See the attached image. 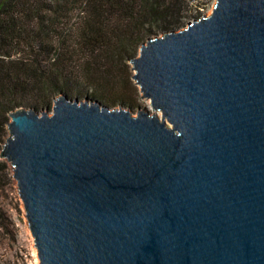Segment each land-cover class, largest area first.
Returning <instances> with one entry per match:
<instances>
[{
	"label": "water",
	"instance_id": "obj_1",
	"mask_svg": "<svg viewBox=\"0 0 264 264\" xmlns=\"http://www.w3.org/2000/svg\"><path fill=\"white\" fill-rule=\"evenodd\" d=\"M130 65L137 115L64 93L10 115L41 264H264V0H217Z\"/></svg>",
	"mask_w": 264,
	"mask_h": 264
},
{
	"label": "trees",
	"instance_id": "obj_2",
	"mask_svg": "<svg viewBox=\"0 0 264 264\" xmlns=\"http://www.w3.org/2000/svg\"><path fill=\"white\" fill-rule=\"evenodd\" d=\"M197 3V4H195ZM201 0H0V154L10 115L50 109L59 94L132 107L130 61L178 29ZM137 89V90H136ZM0 158V179L11 175Z\"/></svg>",
	"mask_w": 264,
	"mask_h": 264
},
{
	"label": "rangeland",
	"instance_id": "obj_3",
	"mask_svg": "<svg viewBox=\"0 0 264 264\" xmlns=\"http://www.w3.org/2000/svg\"><path fill=\"white\" fill-rule=\"evenodd\" d=\"M216 4L217 0H201L200 5H198L199 8L194 6L191 13L199 12L200 16H210ZM194 20L195 18L185 20L181 27L186 26ZM134 86L137 87L135 83ZM137 89V92H133V99L131 100L134 104L132 109L134 115H137L139 107L150 109L149 102L141 99L140 89L138 87ZM84 97H80V100L83 101ZM119 105L109 106L119 108ZM53 106L54 102L50 108L51 110ZM1 249H5L8 252V259H5V255L0 254V264H41L36 243L30 230L25 206L20 197L18 182L13 177V170H11V175H5L4 178L0 179ZM34 253L38 257V263Z\"/></svg>",
	"mask_w": 264,
	"mask_h": 264
},
{
	"label": "bare ground",
	"instance_id": "obj_4",
	"mask_svg": "<svg viewBox=\"0 0 264 264\" xmlns=\"http://www.w3.org/2000/svg\"><path fill=\"white\" fill-rule=\"evenodd\" d=\"M0 254L5 255V259H8V252L5 249H1L0 250ZM34 254H35V257H36V261L38 263V257L36 256V253H34Z\"/></svg>",
	"mask_w": 264,
	"mask_h": 264
}]
</instances>
